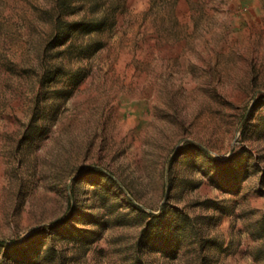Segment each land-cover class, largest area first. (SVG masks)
Instances as JSON below:
<instances>
[{"label": "rangeland", "instance_id": "rangeland-1", "mask_svg": "<svg viewBox=\"0 0 264 264\" xmlns=\"http://www.w3.org/2000/svg\"><path fill=\"white\" fill-rule=\"evenodd\" d=\"M0 264H264V0H0Z\"/></svg>", "mask_w": 264, "mask_h": 264}, {"label": "trees", "instance_id": "trees-1", "mask_svg": "<svg viewBox=\"0 0 264 264\" xmlns=\"http://www.w3.org/2000/svg\"><path fill=\"white\" fill-rule=\"evenodd\" d=\"M161 214H158V215H151L153 218H157L159 217ZM66 220H59L58 222H56V224H60V223H64Z\"/></svg>", "mask_w": 264, "mask_h": 264}]
</instances>
